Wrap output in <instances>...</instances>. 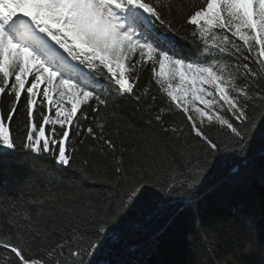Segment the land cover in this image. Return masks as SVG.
I'll list each match as a JSON object with an SVG mask.
<instances>
[{
	"label": "snow or ice",
	"instance_id": "snow-or-ice-1",
	"mask_svg": "<svg viewBox=\"0 0 264 264\" xmlns=\"http://www.w3.org/2000/svg\"><path fill=\"white\" fill-rule=\"evenodd\" d=\"M258 133L264 176V0H0V174H26L0 189V264H149L128 238L173 222L190 264H264L252 217L201 210Z\"/></svg>",
	"mask_w": 264,
	"mask_h": 264
},
{
	"label": "trees",
	"instance_id": "trees-1",
	"mask_svg": "<svg viewBox=\"0 0 264 264\" xmlns=\"http://www.w3.org/2000/svg\"><path fill=\"white\" fill-rule=\"evenodd\" d=\"M147 79V74L142 82ZM259 133L256 138L257 154L255 164L245 175L240 183L221 185L216 191L211 192L205 199L202 213L209 222L218 220H230L234 224H241L245 218H253L255 235L264 246V176H262L260 157L258 154L261 145ZM23 169L13 166L7 175L0 174V189L14 193L25 178ZM172 216V213L165 212L161 215L158 224L163 225ZM187 227L179 226L176 222L165 231L154 247L148 246L149 237L144 234H135L128 238L129 245H135L144 253L142 258L149 264H190L194 259L185 235ZM236 241H230L221 246L220 250L213 257L204 253L208 260L224 258L226 251H229ZM122 245H115L113 259H119ZM248 264H258L261 259L260 252L256 251L248 257H244Z\"/></svg>",
	"mask_w": 264,
	"mask_h": 264
}]
</instances>
